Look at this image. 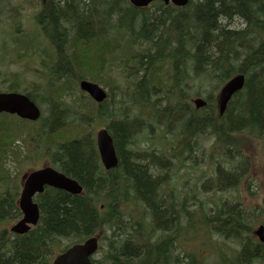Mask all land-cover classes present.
I'll return each mask as SVG.
<instances>
[{"label":"trees","instance_id":"1","mask_svg":"<svg viewBox=\"0 0 264 264\" xmlns=\"http://www.w3.org/2000/svg\"><path fill=\"white\" fill-rule=\"evenodd\" d=\"M13 1L0 0V14ZM22 1L33 8L37 1L35 37L51 51L29 84L23 71L0 74V92L20 90L41 110L35 123L0 114V264H51L92 237L100 245L97 264H207L214 237L240 243L222 253L223 264H264V244L253 237L242 202L227 198L207 209L194 188L164 192L174 188L175 164L197 167L205 139L214 141L216 165L203 194L239 191L250 176L249 151L259 152L251 138L264 149V0H189L183 8L155 2L143 9L128 0ZM20 9L11 11L20 17ZM237 75L245 77L243 89L220 116L216 94ZM83 80L106 89L107 100L97 104L83 94ZM193 97L206 105L195 108ZM99 125L119 159L110 171L96 147ZM42 161L84 192L47 187L35 198L37 226L13 234L8 226L22 215L25 172L14 176L11 167L28 171ZM262 192L264 214L263 186ZM197 235L201 248L178 245Z\"/></svg>","mask_w":264,"mask_h":264},{"label":"rangeland","instance_id":"2","mask_svg":"<svg viewBox=\"0 0 264 264\" xmlns=\"http://www.w3.org/2000/svg\"><path fill=\"white\" fill-rule=\"evenodd\" d=\"M11 5L8 8L5 7L3 14H0L2 15V18H0V58L2 57V59H4H0V74H4V72L5 75L11 74L14 70L23 71L25 83L29 84L35 80L33 71L38 68V64L40 63L41 59H46L47 54H50L51 49L48 47V44L45 42V40L41 38L36 39L35 37L39 33V27L34 20L35 14L39 10L37 1L34 2L35 8L22 0L19 2L14 0ZM12 7L16 10L22 8L20 9V11H22L20 17H18V11L12 13ZM12 15L14 16V19ZM16 19L19 20L16 22L18 28L13 27L11 24V21H15ZM239 25H242L240 21ZM33 37L35 38L31 40ZM12 54H23L21 61L17 63H6L12 58V56H10ZM108 74L114 75L115 72L110 71ZM18 92L22 93L20 90H18ZM195 98L196 97H193V99ZM99 126H97L96 130L99 129ZM251 139L253 142H255L257 147H259V152L249 151L252 161L251 173L250 176H247V178L241 183L239 191H232L225 195H223V193H202V183L204 180L214 175V169L216 165V153L212 147V143H214V141L212 139H205L201 142V146L205 150V154L202 156L198 153L201 161H199L197 167H194V165L190 162H187L185 167H183L180 162L175 164L176 171L173 180L174 188L164 191L165 194H170L172 191H174L173 195H178V193L179 195H185L187 193L191 194L190 190L191 188H194L198 199L203 201L204 204H208L206 207L207 209L214 208L216 203L221 200L235 198V200L237 199L239 202H242L246 216L251 218V220L247 219L250 231L255 232V230H258L260 226H264V214L261 213L260 210V207L263 203L262 186L264 189V149H262L260 141L253 138ZM151 144H156V141L153 140ZM144 145L147 147L146 144L137 145V147L143 148L145 147ZM22 146V150H24V145L22 144ZM11 170L14 176L23 174L25 171H27V169L20 171L19 169L13 167H11ZM250 182L252 183L249 187ZM233 203L235 204L237 202L233 201ZM15 222L10 224L8 228L10 229L15 224ZM206 240L208 239L206 238ZM211 241L212 243H215V249L212 245L206 247L205 252L207 253V264H223L224 258L222 259V253L228 256L229 253L233 252L229 247H233L236 251L240 248V243L238 241L233 243L222 239H217L216 237H214ZM186 242L187 241H181V245L193 246L194 248L199 249L201 248L203 239L201 236L197 235L190 242Z\"/></svg>","mask_w":264,"mask_h":264},{"label":"water","instance_id":"3","mask_svg":"<svg viewBox=\"0 0 264 264\" xmlns=\"http://www.w3.org/2000/svg\"><path fill=\"white\" fill-rule=\"evenodd\" d=\"M161 1L166 5L172 3L176 7H184L189 0H129L136 8H146L151 3ZM245 77L238 75L232 78L220 91L217 99L219 113L223 115L228 107V103L243 89ZM80 87L87 92L96 102H103L107 98L106 92L97 84L82 81ZM197 108L204 107L206 103L202 99L194 101ZM0 113L17 115L19 118L28 121H37L40 117L39 108L30 100L29 97L18 94H0ZM97 146L101 161L107 170L113 169L118 165V157L114 147V142L107 129H102L96 134ZM53 187L58 190L66 191L73 195H79L82 188L74 180L52 168L46 167L38 171H33L24 177L22 192L19 200V207L23 212V219L18 222L11 231L18 235H24L30 231L32 226H36L39 221V208L34 203V197L42 193L45 187ZM260 241L264 243V226L255 233ZM98 238L94 237L83 244H77L67 251L57 256L53 264H95L91 257L98 251Z\"/></svg>","mask_w":264,"mask_h":264}]
</instances>
